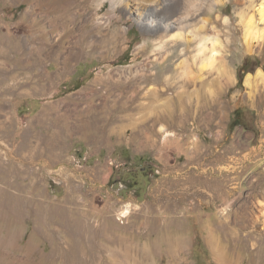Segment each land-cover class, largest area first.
<instances>
[{
    "label": "rangeland",
    "instance_id": "1",
    "mask_svg": "<svg viewBox=\"0 0 264 264\" xmlns=\"http://www.w3.org/2000/svg\"><path fill=\"white\" fill-rule=\"evenodd\" d=\"M249 2L192 18L222 43L203 71L193 34L161 43L109 0H0V264H114L109 247L148 227L185 234L190 264H219L215 248L264 264V43L246 44ZM238 108L250 127L230 128Z\"/></svg>",
    "mask_w": 264,
    "mask_h": 264
},
{
    "label": "bare ground",
    "instance_id": "2",
    "mask_svg": "<svg viewBox=\"0 0 264 264\" xmlns=\"http://www.w3.org/2000/svg\"><path fill=\"white\" fill-rule=\"evenodd\" d=\"M112 9L124 8L130 17L135 18V22L142 26L145 31L156 32L160 35L161 43L178 44L189 43V34H193L200 41L198 55L203 59L201 68L203 71L213 69L219 57L222 56L221 40L215 35H206L200 31L199 26L192 25V18L202 15L205 11L211 12L224 4L227 0H109ZM248 1V0H247ZM250 7L259 10L256 17L254 13L244 16L245 40L247 45L264 43V27H260V22H264V0H249ZM245 15V14H244ZM223 21L228 23L229 19L220 14ZM106 20L111 19L106 16ZM195 20V19H194ZM203 26L210 21L201 17ZM193 21V20H192ZM106 22V21H105ZM230 22V21H229ZM229 24V23H228ZM261 76L262 72L260 73ZM157 94V92H154ZM129 210L123 211V217H127ZM124 223V222H122ZM142 227V226H141ZM120 229V228H119ZM136 231V230H135ZM132 232V231H131ZM135 233V232H134ZM149 227L145 235V240L141 241L135 234H121L119 244L109 247L111 260L114 264H157L156 253L161 251L169 257L167 264H190L184 258L186 253L187 238L183 233L150 238L153 235ZM105 236V235H104ZM134 252V262H129ZM216 260L219 264H231L228 260L230 255L226 250L214 249ZM97 259V256L94 260Z\"/></svg>",
    "mask_w": 264,
    "mask_h": 264
},
{
    "label": "trees",
    "instance_id": "3",
    "mask_svg": "<svg viewBox=\"0 0 264 264\" xmlns=\"http://www.w3.org/2000/svg\"><path fill=\"white\" fill-rule=\"evenodd\" d=\"M244 74L245 73L240 74V81L241 82L243 81ZM245 118H246V114H245L244 110L240 109V108L236 109L234 112V115L230 121V128H234L237 125H244L245 127H250L248 124V121H246ZM127 170H129V169L127 168ZM134 173H136V172L132 171L131 174L134 175ZM122 181H127V179L122 177Z\"/></svg>",
    "mask_w": 264,
    "mask_h": 264
}]
</instances>
